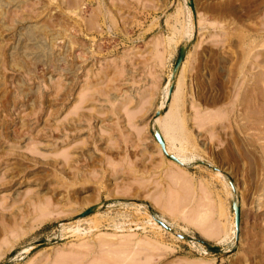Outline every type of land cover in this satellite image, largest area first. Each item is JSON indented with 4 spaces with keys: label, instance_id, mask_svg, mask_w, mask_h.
<instances>
[{
    "label": "rangeland",
    "instance_id": "1",
    "mask_svg": "<svg viewBox=\"0 0 264 264\" xmlns=\"http://www.w3.org/2000/svg\"><path fill=\"white\" fill-rule=\"evenodd\" d=\"M0 264H264V0H0Z\"/></svg>",
    "mask_w": 264,
    "mask_h": 264
},
{
    "label": "bare ground",
    "instance_id": "2",
    "mask_svg": "<svg viewBox=\"0 0 264 264\" xmlns=\"http://www.w3.org/2000/svg\"><path fill=\"white\" fill-rule=\"evenodd\" d=\"M181 65H183V64H181ZM181 67V66H180ZM179 86V85H178ZM179 90V89H178ZM171 92V91H170ZM179 94V93H178ZM171 96V95H170ZM171 98V97H170ZM178 98V97H177ZM178 99H180V98H178ZM178 99H176V100H178ZM79 103H81L80 101H79ZM177 104V103H176ZM178 106V105H177ZM176 107V106H175ZM179 107V106H178ZM176 110H177V108H175ZM175 110V112H176V116H178L179 114L177 113V111ZM178 114V115H177ZM73 115V114H72ZM175 115H173V119L172 120H170V118H169V120H165V122H164V120L162 119V120H157L155 123H156V125H157V128H158V130H159V134L161 135V138H162V141L164 142V139H166L165 140V143L167 142V149H168V151L170 152V153H172V152H174L172 149H171V147H170V145H175V143L177 142V141H179V142H181L180 141V139H183L182 140V143H180V144H183V150L182 151H184L185 149H186V147H184V136L185 135H183L184 134V130H181V129H183V126L181 127L180 126V128H178L179 127V125H181V123H182V119H181V122H180V119H177V118H180L179 116L176 118L175 117ZM217 116H219V115H217ZM223 116H225V115H223ZM212 118H214V117H212ZM209 119V118H208ZM205 120V119H204ZM167 121V122H166ZM206 121V120H205ZM209 121H210V119H209ZM207 123V122H206ZM183 125H185V124H183ZM178 128V129H177ZM180 129V131L178 132L179 134H181V136L183 137V138H181L179 135H178V133H177V131ZM163 133V135H164V138H163V136H162V134L161 133ZM183 133V134H182ZM185 139H187V138H185ZM80 143V142H79ZM112 143V142H111ZM187 150V149H186ZM168 153V152H167ZM182 176V175H181ZM180 176V177H181ZM180 177H176V178H178V179H180ZM174 178H175V176H174ZM186 179V178H185ZM182 180H183V178H182ZM146 181V180H145ZM180 181V180H179ZM183 181H188L187 179L186 180H183ZM183 181H181V182H183ZM144 182V181H143ZM187 183V182H186ZM188 183H189V181H188ZM181 184H183V183H181ZM190 185H191V183H189ZM189 186V185H188ZM186 188V186L184 187V189ZM187 188H189V187H187ZM186 188V189H187ZM193 188L194 187H192V189L191 190H193ZM182 189H183V187H182ZM182 189H180V190H182ZM189 190V189H188ZM186 191V192H188L189 193V191ZM183 193H184V190H183ZM191 193H193V191L191 192ZM185 194V193H184ZM189 195H190V193H189ZM186 197V196H185ZM207 208H209V207H207ZM207 208H205V209H207ZM190 210V209H189ZM193 211V210H192ZM191 211V212H192ZM182 213H184V211L182 212ZM190 214V213H189ZM203 214H205V213H203L202 212V215L200 214L198 217L196 216V218L194 217V219H192L193 221H197L198 223L197 224H199V226H201V225H204V222L205 221H207V217L209 216V215H204L203 216ZM206 214H208V213H206ZM192 215V214H191ZM196 215V214H195ZM190 218V217H189ZM195 223V222H194ZM202 227V226H201ZM226 228V227H225ZM224 228V229H225ZM210 232V231H209ZM214 232V231H213ZM225 232V231H224ZM203 233H208V230H206V229H204V232ZM61 257H62V255H61ZM63 258V257H62ZM61 258V259H62ZM64 261V260H63Z\"/></svg>",
    "mask_w": 264,
    "mask_h": 264
},
{
    "label": "water",
    "instance_id": "3",
    "mask_svg": "<svg viewBox=\"0 0 264 264\" xmlns=\"http://www.w3.org/2000/svg\"><path fill=\"white\" fill-rule=\"evenodd\" d=\"M184 56H185V49L182 48L180 53H179V57L177 59L176 65H175V71L180 68V66L183 62ZM170 91H172V88L170 89ZM155 136H156V139L158 140V142L163 146V141H162L161 135L159 134L158 130H156ZM233 208H234V213H235V224H236V226H238L239 209H238L236 204H234ZM200 243L208 249H219L218 246L209 245V244L204 243V242H200Z\"/></svg>",
    "mask_w": 264,
    "mask_h": 264
}]
</instances>
